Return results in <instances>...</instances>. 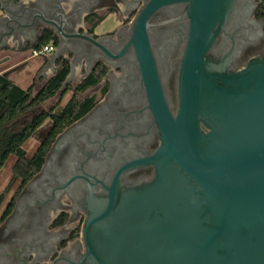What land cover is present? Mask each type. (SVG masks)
<instances>
[{
    "label": "water",
    "instance_id": "obj_1",
    "mask_svg": "<svg viewBox=\"0 0 264 264\" xmlns=\"http://www.w3.org/2000/svg\"><path fill=\"white\" fill-rule=\"evenodd\" d=\"M40 0H0V49L42 17ZM190 30L179 81L180 108L167 105L147 42L150 4L133 39L161 144L146 162L153 182L123 187L119 172L106 195L91 198L84 226L85 264H264V58L240 71L214 63L236 0H183ZM70 5V4H69ZM32 13L29 22L23 17ZM55 17V16H54ZM47 24L62 34L54 21ZM96 43L94 36L77 35ZM205 130H204V129Z\"/></svg>",
    "mask_w": 264,
    "mask_h": 264
},
{
    "label": "flooded vegetation",
    "instance_id": "obj_2",
    "mask_svg": "<svg viewBox=\"0 0 264 264\" xmlns=\"http://www.w3.org/2000/svg\"><path fill=\"white\" fill-rule=\"evenodd\" d=\"M154 1L146 23L147 42L164 97L175 117L180 108V73L190 30L188 2L40 0L35 8L42 17L24 31L26 40L18 39L22 30L13 24L17 38L10 43L22 49L27 42L38 44L45 30L54 33L56 41L52 45L34 52L41 64L40 88L64 63L69 73L58 93H63V98L78 71L82 81L77 88L96 78L99 82L85 91L91 94L82 100L77 96L85 92L75 89L73 98L77 102L89 101L70 114L71 121H66L61 131L51 137L46 133L41 142H49L50 148L40 170L28 181L23 176L9 178L6 198H0V264H85L83 232L91 198L106 195L105 187L119 172L123 187L154 181L155 168L146 161L160 147L161 136L150 108L137 40L133 39L140 14ZM261 6L259 0L235 1L228 23L209 52L214 63L230 60L228 70L237 72L252 59L264 58ZM110 14L117 17L118 27L98 34L97 29ZM31 16L26 13L23 19L29 22ZM101 16L106 18L99 23ZM50 21L60 25L63 33L56 34L47 24ZM5 24L0 23V32ZM79 34L93 35L96 43L77 37ZM63 98L49 111L57 115L64 110L60 107Z\"/></svg>",
    "mask_w": 264,
    "mask_h": 264
},
{
    "label": "trees",
    "instance_id": "obj_3",
    "mask_svg": "<svg viewBox=\"0 0 264 264\" xmlns=\"http://www.w3.org/2000/svg\"><path fill=\"white\" fill-rule=\"evenodd\" d=\"M260 11V16L264 18V4H262ZM105 18L106 16L99 17L98 22L104 21ZM55 41L54 33L50 30H45L42 33L40 42L33 46V52H41L42 49L52 45ZM29 48L30 46L27 45L22 50L25 51ZM68 73L69 66L64 63L54 77L37 91H34V84L25 89L4 74H0V171L10 157L13 156L15 157V163L11 169L10 177L13 175L15 179L23 176L25 181H28L42 167L49 151L50 143L40 142L31 156H28L27 143L48 121H52L48 130V133H50L49 137L61 131L67 124L66 121H71L70 114L78 106L84 105L89 101L77 102L75 98H72L64 106V110L57 115L53 110L37 111L46 101L55 97L61 91ZM97 82H99L97 78L91 82H85L77 90L81 93L85 92ZM86 111H82L77 117ZM9 182L10 179L7 181L6 187ZM3 196V194H0V198H3Z\"/></svg>",
    "mask_w": 264,
    "mask_h": 264
},
{
    "label": "rangeland",
    "instance_id": "obj_4",
    "mask_svg": "<svg viewBox=\"0 0 264 264\" xmlns=\"http://www.w3.org/2000/svg\"><path fill=\"white\" fill-rule=\"evenodd\" d=\"M264 4V3H263ZM118 27V19L114 14H110L107 19L99 26L97 29L98 34H104L115 30ZM30 45L28 50L23 51L22 48L16 45H9L4 49H0V74H4L8 78H10L17 85L22 86L27 89L32 84L35 85L34 91L40 89L42 79L38 78L40 74L41 64H38L35 53L33 52V46L35 43L27 42ZM26 43V44H27ZM25 44V46H27ZM24 44L22 45V47ZM24 46V47H25ZM23 47V48H24ZM40 62V61H39ZM77 70V66L74 67ZM78 75L75 80L71 81L67 87V93L63 98L62 94H57L55 97L46 101L37 111H49L52 107H55L58 103H60L63 98V102L60 104V107H63L69 102L75 93V89L79 85L81 80V73L78 71ZM49 76L52 75V71L48 72ZM91 94V91H87L83 94H79L77 96L78 99L82 100L86 95ZM50 121L46 123L38 133L30 140L26 147L28 150V156H31L36 150L39 143L43 140L46 133L49 130ZM15 163V157H10L6 165L0 171V194L4 195L6 198V192L4 190L6 188V183L10 178L11 169Z\"/></svg>",
    "mask_w": 264,
    "mask_h": 264
},
{
    "label": "crops",
    "instance_id": "obj_5",
    "mask_svg": "<svg viewBox=\"0 0 264 264\" xmlns=\"http://www.w3.org/2000/svg\"><path fill=\"white\" fill-rule=\"evenodd\" d=\"M26 3L28 2H35L36 0H24ZM0 17H1V12H0ZM11 44V43H10ZM12 45V44H11Z\"/></svg>",
    "mask_w": 264,
    "mask_h": 264
},
{
    "label": "built area",
    "instance_id": "obj_6",
    "mask_svg": "<svg viewBox=\"0 0 264 264\" xmlns=\"http://www.w3.org/2000/svg\"><path fill=\"white\" fill-rule=\"evenodd\" d=\"M262 4L264 3V0H259Z\"/></svg>",
    "mask_w": 264,
    "mask_h": 264
}]
</instances>
